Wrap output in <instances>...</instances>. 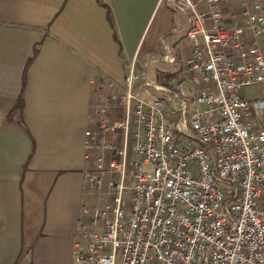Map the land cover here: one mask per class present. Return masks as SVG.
Listing matches in <instances>:
<instances>
[{"label":"built area","instance_id":"obj_1","mask_svg":"<svg viewBox=\"0 0 264 264\" xmlns=\"http://www.w3.org/2000/svg\"><path fill=\"white\" fill-rule=\"evenodd\" d=\"M168 1L186 17L189 53L165 83L131 62L120 95H111L123 119L109 127L114 117L105 116L84 130L86 150L100 149L84 189L109 202L82 206L72 261L264 264V90L237 93L264 89V0ZM108 129L120 131L118 159L97 142Z\"/></svg>","mask_w":264,"mask_h":264},{"label":"crops","instance_id":"obj_2","mask_svg":"<svg viewBox=\"0 0 264 264\" xmlns=\"http://www.w3.org/2000/svg\"><path fill=\"white\" fill-rule=\"evenodd\" d=\"M185 20L168 0H0V264L65 263L99 95L121 93L139 51L150 79L180 71Z\"/></svg>","mask_w":264,"mask_h":264},{"label":"rangeland","instance_id":"obj_3","mask_svg":"<svg viewBox=\"0 0 264 264\" xmlns=\"http://www.w3.org/2000/svg\"><path fill=\"white\" fill-rule=\"evenodd\" d=\"M160 14L157 15L159 17ZM141 59H142V52L139 51L137 57H136V68L139 70L140 64H141ZM148 74L150 75L151 79L158 82L162 83L164 82L162 78L160 77H155L153 76L152 70H148ZM263 86L261 85H254V86H246L239 88L237 90V93L241 96H246V98L251 99L255 97H261L263 93ZM116 97L119 96L118 93H115ZM109 103V104H108ZM120 105V101L118 99L112 100L111 95L106 98L104 94L99 95V103L97 104V119L95 120V125L97 124H102L105 123L104 117L105 116H113V120H110L106 123V126L111 127L113 125V121H119L123 119L122 116V109L120 107H117ZM132 124L131 121L129 122V131H128V138H127V144H126V160L129 162L130 160L134 159V154L132 151V145H133V140H132ZM120 131L118 129H108L103 133L99 139H98V144L99 146H105L107 147V155L108 159L110 158H116L118 159V150L120 147H122V142L121 138L119 136ZM100 151L99 148H91L87 149L88 155H89V164L90 168H93L96 159H97V153ZM126 172H129V167H127ZM115 175H113L114 177ZM110 177V175H106L103 177V186L101 188L102 191H107L108 190V185H107V179ZM125 184L128 185L129 182L125 180ZM124 197L128 199V194L127 191L124 192ZM109 202L108 196L106 194H100L98 193L92 194L89 196V200L86 203L89 206H92L93 204L99 205V206H104ZM64 264H76L72 261L71 258V252L68 251V259L65 260Z\"/></svg>","mask_w":264,"mask_h":264},{"label":"trees","instance_id":"obj_4","mask_svg":"<svg viewBox=\"0 0 264 264\" xmlns=\"http://www.w3.org/2000/svg\"><path fill=\"white\" fill-rule=\"evenodd\" d=\"M108 13H109V19H111V14H110L109 10H108ZM14 109H16L18 111H21V109H22V99H21V97L19 98V100H18V102L16 104V107Z\"/></svg>","mask_w":264,"mask_h":264},{"label":"bare ground","instance_id":"obj_5","mask_svg":"<svg viewBox=\"0 0 264 264\" xmlns=\"http://www.w3.org/2000/svg\"><path fill=\"white\" fill-rule=\"evenodd\" d=\"M123 122H120V124H122Z\"/></svg>","mask_w":264,"mask_h":264}]
</instances>
